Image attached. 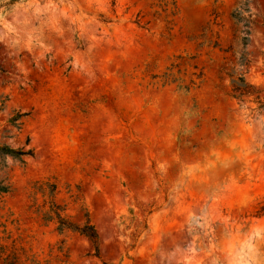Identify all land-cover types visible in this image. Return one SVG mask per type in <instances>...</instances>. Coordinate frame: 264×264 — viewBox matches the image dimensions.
Masks as SVG:
<instances>
[{"label": "rangeland", "instance_id": "rangeland-1", "mask_svg": "<svg viewBox=\"0 0 264 264\" xmlns=\"http://www.w3.org/2000/svg\"><path fill=\"white\" fill-rule=\"evenodd\" d=\"M243 4L0 0V147L32 151L0 157V264H264V110L231 96L264 89V0Z\"/></svg>", "mask_w": 264, "mask_h": 264}, {"label": "trees", "instance_id": "trees-1", "mask_svg": "<svg viewBox=\"0 0 264 264\" xmlns=\"http://www.w3.org/2000/svg\"><path fill=\"white\" fill-rule=\"evenodd\" d=\"M243 8L241 10H245V2L246 0H243ZM231 17L237 21L241 22L244 27V33L245 36L242 37L241 42L243 45L246 44L247 42V33H248V26L253 24L252 21L249 19H244L241 17L239 12L235 11L232 13ZM264 26V25H263ZM264 93V89L257 88L251 85H248L244 78H239L236 82H233V88H232V98L237 99L239 101H243L244 99H248L250 97H254L256 102L259 104V108L264 110V102H262V95ZM10 124L12 126H15V119H11ZM32 156V151H23V150H14L10 147L7 146H2L0 147V157L5 158V157H10L13 160H17L21 163H23V159L26 157ZM51 192L50 195L53 196L55 187L51 186ZM9 191V186L5 183V180L0 179V198L7 194ZM37 192L41 193L43 196L45 195L44 190L42 186H39L38 189H36ZM60 209L54 205L51 206V209L49 212L45 215V221L47 222H52L56 221L57 223V231L58 232H63V231H71L74 233L79 234L80 236L85 237L88 239L91 244L93 245L94 249L97 251L96 247V242H97V236L96 233L93 229V227L90 225L89 221L86 220L85 224L81 227L72 225L68 223L65 219L61 217L60 214Z\"/></svg>", "mask_w": 264, "mask_h": 264}, {"label": "bare ground", "instance_id": "bare-ground-1", "mask_svg": "<svg viewBox=\"0 0 264 264\" xmlns=\"http://www.w3.org/2000/svg\"><path fill=\"white\" fill-rule=\"evenodd\" d=\"M236 260L238 261L239 264H243V263H244V257H243V256L241 257V255H240V256L238 255V256L236 257ZM236 260H235V261H236ZM244 264H245V263H244Z\"/></svg>", "mask_w": 264, "mask_h": 264}]
</instances>
